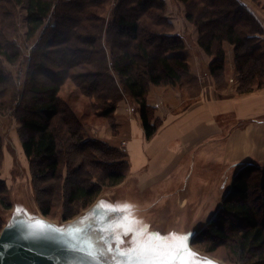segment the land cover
<instances>
[{"label": "trees", "instance_id": "1", "mask_svg": "<svg viewBox=\"0 0 264 264\" xmlns=\"http://www.w3.org/2000/svg\"><path fill=\"white\" fill-rule=\"evenodd\" d=\"M4 1L13 8L25 7V40L34 44L25 54L19 35L15 41L8 39L15 27L0 33V113L11 111L20 124L40 212L52 218L61 209L63 219L70 220L93 205L103 189L122 184L130 163L126 150L92 135L80 113L61 96L65 83L76 85L95 114L112 119L115 127L119 104L134 102L151 139L161 121L149 102L150 91L174 86L191 92L200 80L184 53L185 39L172 35L163 0H119L127 6H118L121 11L111 20L104 15L109 0H83L89 2L87 8L82 11L77 5L68 13L63 9L82 0ZM178 1L198 30V46L212 57L208 73L215 88L229 89L226 45H231L236 92L264 89V28L250 9L239 0ZM71 16L77 20L74 26L68 25ZM5 64L25 68L23 79L16 81ZM2 160L0 143V169ZM0 208H12L1 178ZM200 237L197 245L207 253L225 248L229 263L264 264V166H242Z\"/></svg>", "mask_w": 264, "mask_h": 264}, {"label": "crops", "instance_id": "2", "mask_svg": "<svg viewBox=\"0 0 264 264\" xmlns=\"http://www.w3.org/2000/svg\"><path fill=\"white\" fill-rule=\"evenodd\" d=\"M239 1L264 28V10L252 8L247 0ZM176 35L187 42L180 30ZM262 37L264 40V34ZM196 42L202 62L194 63L203 66V72L193 71L201 85L204 81L212 82L208 73L212 57ZM188 46L187 59L192 67ZM226 49L229 77L231 71L236 72L232 46L226 45ZM211 82L200 91L197 88L196 94L174 86L154 87L149 102L161 124L151 139L145 136L134 103L127 100L119 104L123 108L125 103L133 106V112L129 108L117 110V116L129 125L123 147L127 149L130 173L122 184L113 188H121L122 192L118 193L124 205L133 206L131 209H141L146 204L155 206L156 210L176 209L180 212L175 216H180L181 226L203 225L202 220L211 218L221 207L242 168L240 165L253 162L264 166V89L239 95L230 89L219 92ZM230 175V187H227ZM189 209L191 221L183 215Z\"/></svg>", "mask_w": 264, "mask_h": 264}, {"label": "rangeland", "instance_id": "3", "mask_svg": "<svg viewBox=\"0 0 264 264\" xmlns=\"http://www.w3.org/2000/svg\"><path fill=\"white\" fill-rule=\"evenodd\" d=\"M163 1H165L166 4V17L173 24L172 35H176L177 30L184 33L187 40V42L185 41L186 46L189 45L188 47L191 50V52H189V58L193 63V70L202 73L203 66H196L194 63L197 61L202 62V56L197 52L198 49L196 46L199 34L196 26L186 19L187 9L185 5L178 0ZM247 1L252 8L257 7V9L264 10V0ZM81 2H83V0ZM88 4V1L72 4L67 7V9H63V13H68V11H71L70 9H74L77 5H81L83 11L84 8H87ZM123 4L127 6V4L121 3L119 0H109V6L104 12L107 20L112 19L115 11L120 12L121 9L119 8L123 6ZM130 6L132 7L133 3H131ZM61 19L62 16L58 15L57 20L60 22ZM76 21L77 20L73 21L71 16L68 25L72 24V26H74ZM12 27L16 28V33L10 31ZM2 32H9L7 34L8 39L14 41L18 39L17 35H19L20 39H18V41L20 44L23 43L25 45V54H28L30 47L34 44L32 41L25 40V7L13 8L5 3L4 0H0V33ZM183 39L185 38L183 37ZM188 51L189 50H185L184 53L187 55ZM5 67L11 71L16 81L23 79L25 68L8 64ZM228 76L229 89L236 92V80L238 76L232 71ZM209 83L208 81L201 83L199 91L204 88L202 86H206ZM211 83L212 86H215L213 79ZM191 92L192 94H196L197 90L194 88ZM61 96L69 101L70 105L80 113L81 117L85 120V124L91 129L94 137L103 139L113 146L125 150L123 142L128 138L129 125H127V122H124L123 119L121 120L120 116H117V110L120 111L129 108V111L133 112L132 105L125 103V108L117 107L115 116L117 126L115 127L112 124V119L99 117L95 114L90 105V100L80 93L78 87L72 82L68 81L65 83L62 88ZM134 105L136 106L135 103ZM19 128L20 124L12 115L11 111H7L4 114L0 113V143L3 150L0 178L5 181L7 195L12 204L10 210L0 208V234L2 230L11 223V220L13 217L15 218V216H24L28 219H30V217L36 219L45 218V220L47 219L48 222H51V224L58 228H67L69 226L68 228L72 229L77 236H79V232H83L85 239L88 241V247L86 248L88 251L98 254L97 258L100 264H110V262L128 264V259L135 255L133 249L141 245L171 249L176 252L186 248L190 250L191 253L196 254L194 257L195 261H211L213 264H232L225 259V248H218L217 254H213L207 253L202 247L197 245V241L201 240L200 236L203 231L216 217L220 209L215 210L211 218L200 219L199 221L202 220L203 223L205 222L203 226L196 224L189 225V223H187V226H181L180 216H175V214H180V212H177L176 209L156 210L155 206L146 204L141 209H128L126 212L127 208L121 207L124 203L118 193L122 192L121 188L116 190L113 188H105L93 205L86 209H82L79 215L73 219L64 220L63 211L61 209H59L58 213L60 215L58 217H44L35 200L30 163L21 146ZM233 171H235V169H233ZM231 176L232 175L227 179V187H230ZM255 181L258 180L256 179L253 182L254 185H257L258 183H255ZM183 215H185L188 221H191L192 212L190 209L184 212ZM156 234H158V236ZM173 234H175V237H173ZM192 234L195 235L193 236ZM185 235H187L186 241L179 240V237ZM180 258L193 259V257L187 254ZM176 264H179V260L176 261Z\"/></svg>", "mask_w": 264, "mask_h": 264}, {"label": "water", "instance_id": "4", "mask_svg": "<svg viewBox=\"0 0 264 264\" xmlns=\"http://www.w3.org/2000/svg\"><path fill=\"white\" fill-rule=\"evenodd\" d=\"M38 220L46 222L52 228L42 232L35 220L24 216L13 217L11 223L0 234V264H97L99 262L98 254L86 248L88 241L83 232H79L77 236L68 228L69 226L58 228L45 218ZM53 229L61 231L57 232Z\"/></svg>", "mask_w": 264, "mask_h": 264}, {"label": "snow or ice", "instance_id": "5", "mask_svg": "<svg viewBox=\"0 0 264 264\" xmlns=\"http://www.w3.org/2000/svg\"><path fill=\"white\" fill-rule=\"evenodd\" d=\"M121 207L131 209L132 206L122 205ZM30 219L35 220L36 225L42 232L46 229L52 228V226L47 225L44 221L31 217ZM53 230L57 232L61 231L60 229ZM156 235L158 236V234ZM173 237H175V234H173ZM186 239V236L179 237V240L181 241H186ZM133 252L135 255L128 259V264H176L177 260H179V264H212L211 261H195L194 257L196 254L191 253L190 250L186 248L176 252L171 249L141 245L138 248H134ZM185 254L193 257V259H181L180 257Z\"/></svg>", "mask_w": 264, "mask_h": 264}, {"label": "bare ground", "instance_id": "6", "mask_svg": "<svg viewBox=\"0 0 264 264\" xmlns=\"http://www.w3.org/2000/svg\"><path fill=\"white\" fill-rule=\"evenodd\" d=\"M183 38V37H182ZM233 82V81H232ZM173 87V86H172ZM230 91H231V89H230ZM233 92V91H232ZM142 129H143V127H142ZM144 130V129H143ZM158 132V131H157ZM127 150V149H126ZM127 152V151H126ZM139 169V168H138ZM147 170H149V169H147ZM134 173V172H133ZM117 262H115V263H113V262H110V264H116Z\"/></svg>", "mask_w": 264, "mask_h": 264}, {"label": "flooded vegetation", "instance_id": "7", "mask_svg": "<svg viewBox=\"0 0 264 264\" xmlns=\"http://www.w3.org/2000/svg\"><path fill=\"white\" fill-rule=\"evenodd\" d=\"M97 264H100L99 262H97Z\"/></svg>", "mask_w": 264, "mask_h": 264}]
</instances>
